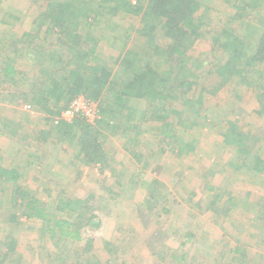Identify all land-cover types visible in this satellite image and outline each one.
<instances>
[{
  "label": "rangeland",
  "instance_id": "374dc122",
  "mask_svg": "<svg viewBox=\"0 0 264 264\" xmlns=\"http://www.w3.org/2000/svg\"><path fill=\"white\" fill-rule=\"evenodd\" d=\"M98 1L90 0L89 5L97 8ZM199 2V14L206 13L209 25L203 27V38L189 53L191 71L197 73L220 64L224 53L213 36L222 29L243 37L249 30L257 34L260 29L253 10L243 12L244 20L251 23L248 29L243 19H229L237 11V0ZM39 9L38 0H0V21L8 22L0 23V39L10 40L1 51L0 68L22 45L19 61L29 72L26 82L18 79L2 85L1 159L6 166L22 170L20 182L50 212L56 211L59 197L92 196L91 219L81 228L82 239L59 240L58 235L42 232L40 220L26 219L22 209L11 207L10 186L0 184V252L7 251L14 240L8 258L14 264H264V173L241 167L236 147L220 132L228 120L235 122L248 134L245 141L250 149L264 157V114L256 112L258 100L251 87L232 80L214 94H202L201 87L189 94L192 103L179 126V140H174L181 151L178 155L171 147L164 150L152 129L144 127L146 132L141 133V128H102L106 163L85 165L76 159L72 146L64 151L58 144L55 149L51 141L39 144L35 139L41 130L45 135L50 129L46 118L50 113L9 94L18 86L33 89L43 78V69L52 74L61 67L64 40L55 32L47 35V26L33 23ZM108 19L104 11L100 23L86 28L103 39L101 59L114 64L131 45L140 20H120L116 26L105 24ZM24 32L31 35L19 45ZM217 120L221 126L215 128ZM5 121L8 126L3 125ZM140 121L136 118L133 123ZM191 123L195 124L189 128ZM217 193L222 200L212 210L210 202ZM14 213L19 222L8 221ZM237 245L244 247V253L230 252Z\"/></svg>",
  "mask_w": 264,
  "mask_h": 264
},
{
  "label": "trees",
  "instance_id": "16d2710c",
  "mask_svg": "<svg viewBox=\"0 0 264 264\" xmlns=\"http://www.w3.org/2000/svg\"><path fill=\"white\" fill-rule=\"evenodd\" d=\"M38 1L40 9L33 23L47 26V35L55 32L64 40L66 50L60 54L61 67L52 74L43 69L44 76L37 82L39 84H33V89L24 90L18 86L17 90L9 94L12 99L23 97L25 102L50 113L46 117L51 122L50 129L45 135L41 130L40 136L37 135L35 139L39 144L51 141L55 149L58 144L64 151L72 146L76 159L85 165L104 166L108 152L105 150V139H100L103 136L102 128L145 127L155 132L158 144L164 150L171 147L178 155L181 151L174 146V140H179L176 138L179 126L184 124L183 117L192 103L189 94L197 87H201L202 94L205 91L214 94L223 83L228 84L232 80L251 87L258 100L259 109L256 112L264 114V0H237V11L229 19H243V25L248 29L251 23L244 20L243 12L253 10L257 12L256 19L260 24L258 33H249V30L243 37L236 31L222 29L213 36L214 44L222 48L224 53L220 64L214 65V70L199 73L191 71L189 66V53L203 38V27L209 25L205 19L206 13L199 14L202 8L199 0H99L97 8L89 5L90 0ZM104 11L109 16L105 24L114 25L126 19L140 20L134 35L132 32L131 45L121 52L114 64L101 59L99 51L103 39L86 28L98 21L100 23ZM0 23L8 24L5 20ZM27 35L31 34L23 33L19 45ZM1 42L0 54L9 46L10 40L1 38ZM14 50V58L8 57L5 67L0 68V94L5 89L3 83H16L18 79L26 82L28 79V69L19 61L22 45ZM212 86L216 89H210ZM80 94L97 101L100 118L95 123L82 117L72 121L57 120ZM136 118L142 122L133 123ZM5 122L3 125L8 126ZM143 122L148 123L143 125ZM216 122L212 126L220 127L219 121ZM194 124L188 127L192 128ZM225 125L221 126L223 131L220 132L229 145L236 147V157L242 161L241 167L263 174L264 157L250 149L245 141L249 139L248 134L231 120ZM145 132L142 129L141 133ZM60 144H64L63 147ZM186 147L193 149L188 143ZM21 171L20 168L3 164L0 148V184L10 186L11 207L22 209L21 215L26 219L40 220L43 233H49L52 237L58 235L62 241L68 238L82 239L81 228L91 219L89 202L92 196L59 197L56 211L50 212L37 194L31 193L20 182L23 176ZM209 186L213 191L216 189L213 185ZM213 196L210 202L212 210L222 200L218 193ZM18 218L19 215L14 213L7 219L18 221ZM7 247V251L0 252V264L15 262L8 261L15 241L12 240ZM243 248L237 245L230 252L244 253Z\"/></svg>",
  "mask_w": 264,
  "mask_h": 264
},
{
  "label": "built area",
  "instance_id": "2783aa9c",
  "mask_svg": "<svg viewBox=\"0 0 264 264\" xmlns=\"http://www.w3.org/2000/svg\"><path fill=\"white\" fill-rule=\"evenodd\" d=\"M28 107H30V105L25 106V108ZM76 117H82L89 122H93L100 118L98 106L91 99H88L84 95H79L69 103L67 108L62 111L61 115L57 117V120L72 121Z\"/></svg>",
  "mask_w": 264,
  "mask_h": 264
},
{
  "label": "crops",
  "instance_id": "0c3cea01",
  "mask_svg": "<svg viewBox=\"0 0 264 264\" xmlns=\"http://www.w3.org/2000/svg\"><path fill=\"white\" fill-rule=\"evenodd\" d=\"M210 187V186H209ZM207 201V200H206Z\"/></svg>",
  "mask_w": 264,
  "mask_h": 264
}]
</instances>
